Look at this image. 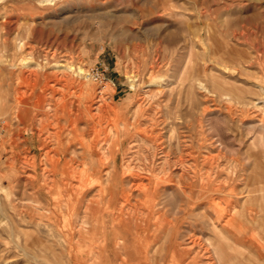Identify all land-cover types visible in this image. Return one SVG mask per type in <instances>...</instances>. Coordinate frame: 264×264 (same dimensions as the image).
I'll return each mask as SVG.
<instances>
[{"label": "rangeland", "instance_id": "374dc122", "mask_svg": "<svg viewBox=\"0 0 264 264\" xmlns=\"http://www.w3.org/2000/svg\"><path fill=\"white\" fill-rule=\"evenodd\" d=\"M0 72V264H264V0H0Z\"/></svg>", "mask_w": 264, "mask_h": 264}, {"label": "bare ground", "instance_id": "6f19581e", "mask_svg": "<svg viewBox=\"0 0 264 264\" xmlns=\"http://www.w3.org/2000/svg\"><path fill=\"white\" fill-rule=\"evenodd\" d=\"M47 44V43H46ZM61 68H63L64 69V71H65V73H70L71 71H74V70H76L73 66H62ZM78 74L79 75H83V74H86L85 73V70L82 68V67H78ZM1 72H0V82H1ZM34 75V74H33ZM88 76L90 77V75L88 74ZM74 84H75V82H71V86H74ZM105 84H107V83H105ZM84 85L82 84V85H80L79 86V88H80V90L83 92V89H84ZM109 87V86H108ZM2 91V87H1V84H0V92ZM102 96H104L105 97V95H104V93H102ZM104 97H103V99H104ZM5 107V106H4ZM81 109V108H80ZM85 110H87L88 112H90L89 111V108L88 107H86V109ZM112 112H114V110L112 111ZM100 114L101 115H99V116H96V115H93L92 117H91V121H93L94 122V120H96V119H98L99 117L101 118L102 117V114H103V112H101V110H100ZM99 118V119H100ZM6 121V120H5ZM5 121H0V132H1V134H2V136L0 137V147H1V144H2V142H3V138H4V134H5V130H6V124H7V122H5ZM97 129V128H96ZM96 131V130H95ZM219 136V135H218ZM262 152H261V155L264 157V148L262 147ZM207 151V150H206ZM213 153V152H212ZM216 154V153H215ZM210 155H211V153H210ZM108 160H110V158L107 156V155H104L103 156V158H102V160L100 161L101 162V164L102 165H104ZM148 168V167H147ZM188 173V172H187ZM84 177H86V178H88L87 176H84ZM137 184V183H136ZM142 186H139V188H141ZM39 191V190H38ZM79 191V190H78ZM218 200V199H217ZM210 202H211V204L213 205V206H216L215 205V199H213V198H210ZM206 204V203H205ZM216 207H218V206H216ZM218 208H220V207H218ZM219 211H224V212H222L223 214H222V217L223 218H225L226 217V214H225V209H222V210H220V209H218ZM89 213H90V215H89V217L87 218V220H86V222L84 223V226H83V228H82V230L80 231V235H81V237L82 238H102V234H103V232H102V228L103 227H101V224H100V222H101V220H99V218H97L95 221L93 220L94 218H95V216H97V215H95V214H97V211H96V209H90L89 210ZM225 221V220H224ZM233 225H235L234 224V220H231V221H229V223L228 224H226L225 225V227L223 228V232H227L228 230H230V229H232L231 227H233ZM88 227V229H89V231L87 232L86 231V229L85 228H87ZM222 232V233H223ZM105 238H107V235L105 236ZM238 239V238H237ZM105 243L107 244V240L105 239ZM102 245V246H100V247H102V249H103V251L104 250H107L108 249V246L107 245ZM195 244H197V243H195ZM203 246V245H202ZM187 247V246H186ZM198 250V249H197ZM202 254V253H201ZM204 262V261H203ZM210 262V261H209ZM129 263V262H128ZM74 264H79V262L78 261H75L74 262ZM201 264V263H200Z\"/></svg>", "mask_w": 264, "mask_h": 264}, {"label": "built area", "instance_id": "2783aa9c", "mask_svg": "<svg viewBox=\"0 0 264 264\" xmlns=\"http://www.w3.org/2000/svg\"><path fill=\"white\" fill-rule=\"evenodd\" d=\"M91 79L93 78L94 81L99 82L101 85H104L106 83L104 74L101 72H96L93 75L89 74ZM2 136L1 132H0V137Z\"/></svg>", "mask_w": 264, "mask_h": 264}]
</instances>
